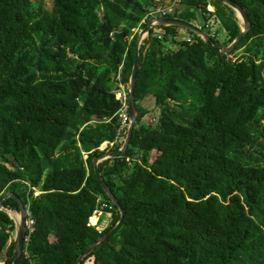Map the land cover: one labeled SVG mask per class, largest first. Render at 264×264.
Listing matches in <instances>:
<instances>
[{
  "label": "trees",
  "instance_id": "16d2710c",
  "mask_svg": "<svg viewBox=\"0 0 264 264\" xmlns=\"http://www.w3.org/2000/svg\"><path fill=\"white\" fill-rule=\"evenodd\" d=\"M232 1L251 28L230 56L179 26L143 39L130 146L98 165L118 206L94 160L124 144L128 128L101 150L122 131L117 93L142 21L164 0H53L51 9L0 0V202L18 196L36 222L20 264H76L120 208L123 222L79 264H264V0ZM168 17L196 24L219 49L244 28L219 0H181ZM183 30L191 42L176 40ZM4 207L20 214L15 198ZM99 208L112 214L102 231ZM15 237L0 211L3 264Z\"/></svg>",
  "mask_w": 264,
  "mask_h": 264
},
{
  "label": "water",
  "instance_id": "95a60500",
  "mask_svg": "<svg viewBox=\"0 0 264 264\" xmlns=\"http://www.w3.org/2000/svg\"><path fill=\"white\" fill-rule=\"evenodd\" d=\"M219 1L224 2V3L228 4L229 6H231L233 9H235L240 16V21L244 24V28L241 31L240 35L237 37V39L225 49H219L217 47V45L214 43V41L211 39L210 35L207 32L203 31L196 24L189 23V22H186V21L178 19V18L168 17V18L150 19L147 23L146 28L142 29L139 32V37L137 40V47H136V52H135V61H134L133 72H132L131 78L129 80V83L127 85L128 105H129V112H130V124L128 127V132H127L124 144L120 150L107 151L101 157L96 158L94 160V167H95L96 174L98 175L100 181L102 182L106 193L109 195L111 200L118 206H119V202H118L117 198L114 196V194L112 193L111 189L104 182V178L102 177V175L99 171L98 165L104 159L125 155L129 146H130L131 139L133 136V131H134L135 124H136V120L138 117V111L136 109L135 101H134V89H135V85H136V82L138 79V74L140 71V47H141V43H142L143 39L146 36H148L150 31L154 27H157V26H165V27L166 26H179V27H182L184 29H187V30L193 32V33L200 35L209 46L214 48L221 55L230 56L233 49L236 47V45L243 39L245 34L250 30L251 21H250L249 16L245 12V10L236 2H234L232 0H219ZM9 198H15L19 201L20 208H21L20 214L13 213L4 207V202ZM120 209H121L122 217H121L119 223L112 230H110L109 232L104 234L96 243L91 245L86 250V252L84 254L80 255L76 264H79L80 261L85 256L90 254L100 244L104 243L115 232V230L123 222L124 216H125L124 210L122 208H120ZM0 211H6L7 213H9V215L14 219V221L16 223L15 248H14V253H13V256L11 258V261L8 264H20L22 253H23V248H24V243H25V237H26V233H27V226H26L27 209L25 208L23 202L18 198V196L14 195L12 193H8L0 202Z\"/></svg>",
  "mask_w": 264,
  "mask_h": 264
},
{
  "label": "built area",
  "instance_id": "2783aa9c",
  "mask_svg": "<svg viewBox=\"0 0 264 264\" xmlns=\"http://www.w3.org/2000/svg\"><path fill=\"white\" fill-rule=\"evenodd\" d=\"M181 0H164L163 3L158 5L156 8L152 9L151 12L149 13L148 16L142 21L143 24H147L150 19H155V18H168V14H170L172 11H174L175 7L179 5ZM212 8V9H211ZM210 11H214L213 7H209ZM181 40L191 42L190 37H185L182 38ZM117 99L123 102V106L121 109V117H122V131L119 132V135L117 139L112 142H106L105 144L102 145L101 149L106 150L108 146L113 147L117 142L124 140V134L123 131L129 127L130 124V112H129V105H128V92L126 90H121L120 92L117 93ZM148 123H154L155 118L150 117L148 120ZM37 195V193H36ZM101 200V199H99ZM104 207V206H103ZM95 213H100L99 216L100 218L105 214L109 220L112 217L111 213H105L103 211V208H99L98 210L95 211ZM99 218V222L101 219ZM35 219L32 216V213L29 209H27V221H26V226H27V233L25 237V243H28L30 241V236L35 232ZM105 228V227H104ZM104 228L101 229L99 226L100 231H102ZM24 243V244H25ZM28 257V254L26 255Z\"/></svg>",
  "mask_w": 264,
  "mask_h": 264
},
{
  "label": "rangeland",
  "instance_id": "374dc122",
  "mask_svg": "<svg viewBox=\"0 0 264 264\" xmlns=\"http://www.w3.org/2000/svg\"><path fill=\"white\" fill-rule=\"evenodd\" d=\"M33 2L35 3V4H37V5H42L43 7H45L46 9H51L52 7H53V0H33ZM214 8V7H213ZM212 9V8H211ZM220 25H219V23L218 22H212V29L213 30H219L220 29ZM160 32V30L159 29H155V32ZM188 36V33L185 31V30H183V31H181V34H180V37H178V38H176V40H179L180 38L182 39V38H185V37H187ZM218 39H220V42H226V40H227V36H226V34H225V32H224V30H222L221 32H220V34H218ZM169 47H173V45H174V42L173 41H169V43L167 44ZM239 55H241V52L240 53H238L237 54V56L239 57ZM237 56H234L235 58L237 57ZM121 90L123 91V90H126L127 91V88H126V86H121ZM152 103H153V100L151 99V98H149L147 101H146V105L147 106H151L152 105ZM102 150V149H101ZM101 221H100V223H99V219H98V221H97V223H96V225H93V226H98V224H100V227H101V229H102V225H104L105 224V222L106 223H110V220H109V218L104 214L101 218ZM4 257H6V256H4ZM2 258V259H0V264H3L4 262H5V258Z\"/></svg>",
  "mask_w": 264,
  "mask_h": 264
},
{
  "label": "crops",
  "instance_id": "0c3cea01",
  "mask_svg": "<svg viewBox=\"0 0 264 264\" xmlns=\"http://www.w3.org/2000/svg\"><path fill=\"white\" fill-rule=\"evenodd\" d=\"M107 225H108V223L105 222V224L102 225V228L106 227ZM3 257H4V256H3ZM4 258H5V260H6L7 257H4Z\"/></svg>",
  "mask_w": 264,
  "mask_h": 264
}]
</instances>
